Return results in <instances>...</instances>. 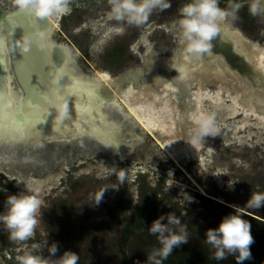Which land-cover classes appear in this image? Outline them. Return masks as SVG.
<instances>
[{
	"label": "rangeland",
	"instance_id": "rangeland-1",
	"mask_svg": "<svg viewBox=\"0 0 264 264\" xmlns=\"http://www.w3.org/2000/svg\"><path fill=\"white\" fill-rule=\"evenodd\" d=\"M0 3L8 12L18 8L16 0ZM219 3L227 8L230 2ZM248 3L242 2L231 27L264 50V17L250 14ZM69 7V12L56 16L50 40L69 48L77 73L100 81L99 71H103L114 82L122 79L117 111L104 110L115 126L130 133H119L128 148L105 147L107 137L66 132L34 142L19 141L15 158L12 153L2 155L7 162L0 165L6 164L12 174L0 173V211L7 195L31 187H39L42 206L34 234L25 241L11 240L0 224V264H18L15 257L26 248L51 260L71 249L79 255L77 264H145L160 246L148 227L158 215L169 212H185L182 219L188 225V242L173 252L212 255L204 242L205 230L216 226L223 215L239 212L250 223L253 217L264 220V207L249 208L246 203L252 192H264V127L259 117L244 109L232 115L229 92L219 90L217 101L190 96L193 111L212 115L217 129L216 135L195 144L182 125H173L169 129L173 147L164 145L156 130L143 128V120L128 109L129 96L137 99L143 91L124 78L131 71H144V65L151 69L156 59L167 61L176 54L182 46L178 17L170 24L164 15L152 11L145 22L136 25L110 16L109 0H69ZM102 14L106 20L95 23ZM159 72L169 81L164 71ZM181 100L175 106L177 114L169 108L165 115L180 117ZM8 138L0 139V152L7 151L6 147L11 152L15 144ZM120 171L125 173L122 184ZM103 189V198L94 203ZM115 189L125 190L119 206L113 201L111 190ZM117 207L121 208L118 212ZM141 218L148 219L146 225ZM53 241L59 245L56 256L48 252Z\"/></svg>",
	"mask_w": 264,
	"mask_h": 264
},
{
	"label": "bare ground",
	"instance_id": "bare-ground-1",
	"mask_svg": "<svg viewBox=\"0 0 264 264\" xmlns=\"http://www.w3.org/2000/svg\"><path fill=\"white\" fill-rule=\"evenodd\" d=\"M4 16L10 24V30H8L10 35L17 37L23 32V37L29 39L28 45L36 58L33 67L35 71L27 78L25 85L27 92H24L12 67L11 50L8 47L5 19H3L0 22V60L6 70V81L5 87H2L4 95L0 100V139L9 137L15 145L11 146V152L9 147H6L8 152H0V162H7L2 158V155L7 153H12L14 158L17 156L15 152L20 146L19 141L33 142L34 138H50L66 132L68 134L70 132L72 134L81 133L85 127L90 128L95 135L107 138L113 136L116 129L118 135L115 139L119 138V133L130 135L127 130H124L125 128L114 127L110 123L105 124L102 120L105 118L106 110L104 109L107 107L112 111H117L121 87L109 78L107 72L99 71L100 81L77 73L72 66L69 48L63 43L50 40L53 29L56 27L55 15L36 17L17 8L14 12H6ZM219 39L230 40L233 43L232 49L239 55L241 53L252 64L254 71L251 72L255 81L238 72L231 64H228L229 62L221 51L214 53L211 47L199 55H194L184 51L181 46L176 54L169 58V62L162 60L159 63L160 60L156 59V64L159 63L160 66L159 71H164L169 81L165 82L164 77L160 81V78H152L153 75L150 72L154 66L149 70L144 66L146 71H131L127 76V81L133 83L137 81L143 91L139 100L129 96L127 103L129 111L140 122L143 120L141 124L143 128L151 132L156 130L160 136L159 139L165 141L164 145L172 146L169 138L162 136L169 132L171 126L168 122L158 118L164 117V110H169L166 102L169 92H172L173 99L178 101L179 89L177 90V87L180 84L192 86L195 83H219V81L237 84L240 90L232 95L231 101L234 103V109L232 108L231 114H236L237 109L241 111L244 109L247 114L259 117L264 127V88L262 87L264 86V50L257 47L238 29L232 27L228 31H221ZM25 63L26 61L23 62ZM164 64L166 67L163 70L161 68ZM170 71H175L174 77L179 78V81L172 79ZM157 82L159 84L154 85ZM30 87L33 89L32 92L28 91ZM104 87L111 91L113 98L110 100L105 99L107 93L102 92ZM201 92L197 95L198 101L202 98L217 101L215 98L221 93L218 87L216 90L214 88ZM254 92L258 95L262 92V98L254 100ZM181 106L184 108L185 104H180ZM159 107L162 108V112ZM187 112H189L188 118H183V123L181 119L179 123L190 132L194 126L192 115L203 113L191 111V109L184 111L186 114ZM170 123L173 127L174 119ZM242 126L241 124L240 127ZM0 173L8 176L12 174L6 164L0 165Z\"/></svg>",
	"mask_w": 264,
	"mask_h": 264
},
{
	"label": "clouds",
	"instance_id": "clouds-1",
	"mask_svg": "<svg viewBox=\"0 0 264 264\" xmlns=\"http://www.w3.org/2000/svg\"><path fill=\"white\" fill-rule=\"evenodd\" d=\"M109 3L110 16L136 25L145 22L154 9L164 10L171 6V0H109ZM16 6L36 17L59 16L71 10L69 0H16ZM242 6L241 0H230L227 8L220 7L219 0H186L178 10L179 44L184 51L194 55L209 49L212 39L221 31H228L232 22L238 19ZM248 10L252 15L264 14V0H249ZM191 119L194 126L189 134L193 144L203 141L207 135L217 134L212 115L194 114ZM103 143L105 147L119 149L114 135ZM112 171L115 173V168ZM124 177L125 173L120 171L121 184ZM105 191L101 190L94 197V203L101 201ZM39 192V187H31L7 195L4 210L0 211V224L11 240L25 241L33 236L42 206ZM246 203L249 208L264 207V192H252ZM185 215V212L180 215L161 213L152 220L148 231L157 237L160 246L152 250L145 264H163L174 248L188 242V225L182 219ZM251 228L250 221L239 212L223 215L216 226L205 230L204 242L211 247L212 258L222 261L233 256L237 264L252 259L254 237ZM58 251V242L53 241L48 248L50 256H56ZM15 259L18 264H77L79 255L71 249H64L57 259L51 260L26 248Z\"/></svg>",
	"mask_w": 264,
	"mask_h": 264
},
{
	"label": "water",
	"instance_id": "water-1",
	"mask_svg": "<svg viewBox=\"0 0 264 264\" xmlns=\"http://www.w3.org/2000/svg\"><path fill=\"white\" fill-rule=\"evenodd\" d=\"M0 10H2V12H3L2 19H5V30L7 32L6 36H7V42H8V45H9L8 47L11 50L12 67H13V70L15 72V75H16L18 83L22 85L24 92H27V88L25 87V85H26V83L28 81L27 78L29 76H31L34 73V71H35L33 69V67H34L36 56L34 55L33 52H31L30 46L28 45V42H27V41H29V39H25L23 37V32H21V34H19L17 37H16V35L15 36L10 35V32L8 31V30H10V24L8 23V20L4 16V14L7 11L4 8H2V4L1 3H0ZM219 38H220V33L216 37H214L212 39V41H211L212 51L214 53H216L218 51H221L223 53V55L226 57L227 61L229 62L228 63L229 65L231 64V66H233L238 72L247 75L250 78V80L255 81V77L253 76V73L251 72V71H254L253 68L251 67L252 64L241 53L239 55V54H237V52L234 51V49H232L233 48V43L230 40H228V39H219ZM0 55H1V53H0ZM169 60H168V62H169ZM246 60H247V62H246ZM25 61H26V63L23 64V62H25ZM238 61H240V63ZM160 62L161 61H159V63ZM159 63H157V64L155 63L154 69L151 70L150 73L153 75L152 78H158V79L160 78L159 79V81H160L161 78H163V77L161 76V74L159 72V67H160ZM162 67L163 68H161V69L164 70V68L166 67L165 64ZM148 70H149V68H148ZM174 72L175 71H170V75L172 76V79H174L177 82V81H179V78L177 79L176 76L174 77ZM5 73H6L5 67L3 66V64H2V62L0 60V100L3 97V95H4V91L2 90V87H5V81H6ZM141 78H143V77H141ZM124 80H128L127 76L124 78ZM122 82L123 81L121 79L120 81L116 82V85L117 86L119 85V87H121ZM134 83L136 84L137 87L140 88V86H139L137 81L134 82ZM178 86H179V87H177V90L179 89L178 90V101L173 99L174 95H172V92H169V95L167 96V98H169L171 101H170V103H168V105H169L170 110H172V111L174 110L175 111L174 104L176 103V105L179 107V98H181L182 99L181 102H182L183 105L185 104V107L184 108L182 107L183 114L181 113V111L179 112V114L183 115V117L180 116L179 118H176V117L170 118L171 116L169 117V114H167V115L164 114V117L161 118V119L164 120V122L165 121L168 122V125L171 126V128H172V123H170V121L172 119H174V124L173 125H182V127L184 128V125L180 124L179 121L182 119L181 123H183V121H184L183 118H185V119L188 118V113L189 112H187V114H186V113H184V111L189 110V109H191V111H193V108H192V106H190V104L192 102H194V98H192L190 96L194 95L193 94L194 92L196 93V95H198L202 90L207 91V90H213L214 88L216 90L217 87H218L219 90L229 92L231 94V97H232V95H233V93L235 91L240 90L239 87L237 88V84L234 85V83H232V82H228L227 83L226 81H219V83H215V82L214 83L213 82L212 83H201V84L195 83L192 86H185V85H181L180 84ZM262 87L264 88L263 85H262ZM28 91L32 92L33 89H31V87H30V90H28ZM104 91L107 93V95H105L106 96L105 99L110 100V98H113L110 90H108L106 87H104L102 89V92L104 93ZM261 93L262 92H259V95H258V93L254 92V94H253L254 98L253 99L256 100V98H260V97L262 98V94ZM137 98L139 100V97H137ZM131 100L133 101V99H131ZM131 100H130V102H131ZM143 100H144V98L142 99V101ZM247 103L248 102H246V104ZM108 109L112 111V109H110V108H108ZM159 110L162 112V108L159 107ZM164 112H166V111L164 110ZM175 114H177V112ZM175 114H173V116H175ZM167 116H168V118H167ZM110 117H111L110 115L107 116L106 113H105V118H103L102 120H103V122H105V124L110 123L111 125H114V127H115L116 124L112 120L113 118L111 119ZM114 129H116V128H114ZM184 130H185V128H184ZM83 132L94 134V132H91V129L88 128V127H85ZM185 132L187 133V135L189 137H191L190 134H189L190 132H188V130H185ZM117 133L118 132H117V129H116V130H114L113 135L116 137ZM169 133H170V131L168 133H166V134H163L162 136L169 138L170 135H173V134H169ZM69 134H72V133L70 132ZM76 134H80V133H76ZM127 136H129V135H127ZM127 136H126V138H127ZM103 137H106V136H103ZM40 139H42V138H40V137L39 138H34L33 142L34 141H38ZM116 141H118L119 146L121 147V149L122 148L123 149L128 148L127 144L124 143L121 138L117 137Z\"/></svg>",
	"mask_w": 264,
	"mask_h": 264
},
{
	"label": "trees",
	"instance_id": "trees-1",
	"mask_svg": "<svg viewBox=\"0 0 264 264\" xmlns=\"http://www.w3.org/2000/svg\"><path fill=\"white\" fill-rule=\"evenodd\" d=\"M230 2V0H227ZM115 193L113 201L118 204L122 203L124 196V191H118L117 189L111 190ZM117 212L121 209L117 207ZM251 221V230L254 237V243L251 245L252 259L246 260L243 264H264V220L258 218H250ZM142 224L146 225L147 220L142 219ZM141 224V225H142ZM163 264H237L235 258L233 262L229 260L217 261L212 258V255L207 252H198V254L188 252L179 253L172 252L166 260L163 261Z\"/></svg>",
	"mask_w": 264,
	"mask_h": 264
},
{
	"label": "flooded vegetation",
	"instance_id": "flooded-vegetation-1",
	"mask_svg": "<svg viewBox=\"0 0 264 264\" xmlns=\"http://www.w3.org/2000/svg\"><path fill=\"white\" fill-rule=\"evenodd\" d=\"M78 1H84V0H78ZM89 1H92V0H89ZM243 1H247V0H242V2ZM185 2H186V0H171V6L169 7V11H168V9L160 10L159 8H157V9H154L153 12L157 11L160 14V15L158 14L159 16L164 15L163 17L168 18L167 20H170V22H171L170 23L169 21H165V23L175 24V22H176L175 18H177V17L179 18L178 10L183 5V3H185ZM2 8H4L8 12V10L3 5H2ZM174 10H175V13H174ZM12 12H14V11H12ZM109 12H108V14H109ZM2 16H3V12H2V10H0V22L3 20ZM262 16L264 17V14H262ZM103 20H106V16H104V14H102L95 23H100V21H103ZM152 24L155 25L156 22L154 21V22H152Z\"/></svg>",
	"mask_w": 264,
	"mask_h": 264
},
{
	"label": "snow or ice",
	"instance_id": "snow-or-ice-1",
	"mask_svg": "<svg viewBox=\"0 0 264 264\" xmlns=\"http://www.w3.org/2000/svg\"><path fill=\"white\" fill-rule=\"evenodd\" d=\"M62 82V81H61Z\"/></svg>",
	"mask_w": 264,
	"mask_h": 264
}]
</instances>
